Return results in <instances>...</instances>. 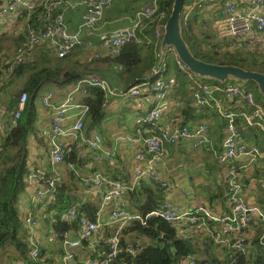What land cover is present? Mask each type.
I'll list each match as a JSON object with an SVG mask.
<instances>
[{
	"label": "built area",
	"instance_id": "obj_1",
	"mask_svg": "<svg viewBox=\"0 0 264 264\" xmlns=\"http://www.w3.org/2000/svg\"><path fill=\"white\" fill-rule=\"evenodd\" d=\"M114 1L85 0L79 31L71 33L64 16L65 11L75 8V4L70 0H0V15L13 13L18 16L23 12L31 13L40 6H43L44 10L41 20L43 29L29 30L26 38L19 43L13 53L0 56V90L17 67L31 60L34 49L38 47L50 48L59 59L66 58L74 49L81 47L86 52H91L92 58L100 59L105 56H118L123 46L136 42L153 47L155 54V65L144 79L120 93L130 99L148 98L151 104L142 121L140 137L123 138L130 148H134L137 142L143 144V149L135 151L136 167L133 176L110 179L96 174L90 179H85L84 184H91L96 189H104L99 212L94 219H90L78 206L64 210L59 215L60 221L69 223L74 228L63 236L51 233L48 244L62 251L61 264H72L79 249H83L87 254L95 253L94 257L88 258L87 264H129L118 260L123 229L133 221H140L145 225L148 219L156 218L169 223L178 237H208L215 246L229 251L232 258L230 264H236L240 258L248 260L252 239L258 237L260 245L264 247V210L256 202L246 201L242 184L243 168L239 166V162L245 159L247 165H255L260 161L264 163V152L257 144H253L254 142L246 141L238 129V124L243 128L255 129L264 134V106L256 101L253 92L244 85L234 82H227L224 86L208 84L190 71L180 60L174 47H163L166 24L162 21L165 19V14L160 12L158 0H151L137 9L126 30L99 33L97 42L82 39L80 34L84 28L94 32L100 27L105 12L112 9ZM221 1L223 0L190 1L185 6L184 24H187V19L192 13L217 6ZM222 13L224 18L214 27L217 41L256 39L264 42V0L231 2L227 0ZM152 25L155 27L153 36L148 33ZM169 59H173V63L187 78L193 103L200 108L212 109L225 120L222 150L219 153L215 152V155L222 173L224 171L221 201L227 207L226 213H217L206 205L181 211L168 198L146 217L129 212L127 196L143 179L158 185L164 195H168L171 183L162 177L156 168V163L161 161L167 146L187 141L196 149H212L210 125L199 124L193 127L182 124L177 111L183 109L184 102L177 100L174 105L170 104L168 96L176 84L166 81ZM85 84L97 87L104 93H113L109 90L105 78L93 76L89 80L80 81L59 103L54 102L53 92H46L41 96V103L49 109L51 115V128L43 137L49 142L50 166L31 169L25 178L26 187L35 188L31 199L35 207L42 204L47 197L51 198L52 204L55 203L56 189L62 182L58 166L64 162L71 149L87 148L98 160L107 158L113 161L114 159L115 153L112 149H106L102 155H98L97 151L101 150L103 142L101 134L95 133L90 137L85 132L90 107L80 104L76 99V95ZM221 97L225 104L221 102ZM29 98L27 93L21 95L17 109L12 113L14 120L21 117ZM236 104H245L248 112L235 111ZM105 105L106 102L103 103V106ZM169 113H172L173 118L169 122H164L165 115ZM3 114L0 110V125L3 122ZM143 131L146 133L143 134ZM59 138H65L69 143L65 146L60 145ZM2 140L3 136L0 135V151ZM252 176L250 179L253 183ZM107 207L110 208V216L108 221H104L101 212ZM44 218L50 223L58 222L53 213L44 214ZM23 222L30 229L32 246L30 255L36 261L40 250L34 239L33 230L40 226L38 217L28 212L23 215ZM109 226H114V231L106 240L105 248L100 251L98 246L101 235ZM126 250L135 255L133 244H129ZM185 263L197 264V261L190 258L185 260Z\"/></svg>",
	"mask_w": 264,
	"mask_h": 264
},
{
	"label": "trees",
	"instance_id": "obj_2",
	"mask_svg": "<svg viewBox=\"0 0 264 264\" xmlns=\"http://www.w3.org/2000/svg\"><path fill=\"white\" fill-rule=\"evenodd\" d=\"M150 1L141 0L144 5ZM188 1L186 0V2ZM174 2L175 0H158L160 12L165 14V19L162 23L166 24V20L171 15ZM43 12V6L38 7L31 13L25 12L26 15L28 14L29 27L20 32L19 36L11 33L3 37L0 41V48L6 41L11 42L12 46L17 47L26 38L29 30L39 31L43 29L41 22ZM199 14V11H196L193 16L187 19L186 25L182 20L183 15L181 17L182 36L193 55L208 64L233 65L244 70L264 74V51H258L253 46V42L258 40L237 41L228 39L225 42L217 41L213 27L211 28L205 21H202ZM151 32H155L154 25L148 31V33ZM191 39L195 41V44L200 45L203 51L200 52L192 45ZM250 47L256 50H252ZM79 51L86 52L81 47H77L66 58L59 59L50 48L38 47L34 49L31 60L17 67L0 90V93H4V91H8L10 88L13 92L10 102L7 105L0 106V110L4 113L3 121H6V125L11 124V129L3 137L0 151V264H16L17 262L23 264H59L57 257L62 251L57 247L52 249L51 254L47 248H41L38 259L36 261L32 259L30 255L32 248L30 231L28 228L23 227L26 225H24L20 217L19 205L21 194L26 186L25 178L29 171L27 157L30 134H35L38 144H44L45 148L48 146V143L42 137L38 138L36 133L37 117L34 100L45 84H55L59 88L76 87L83 80L84 75L70 71L76 64H79L73 62L74 56L79 54ZM153 52V47L145 46L144 43H129L122 47V52L118 56H105L100 59L93 58L94 64L97 66L95 71L101 73L99 70L100 66L108 69L122 67L129 72L136 71V78L143 74L142 71L151 69L155 65V54ZM169 69L174 73L177 84L172 88V91L177 86H179V90L186 89L187 83L184 80H187V78L181 73L179 68L173 63L169 65ZM169 69L168 72L170 71ZM199 78L208 84L222 86L229 81L221 83L211 78ZM243 83L255 94V98L259 103L258 96L255 93L257 85L252 81ZM84 91L88 96L84 100H81V102L90 107L89 118L93 126L102 120L104 116L103 103L105 101V94L101 89L87 84L82 86L81 92ZM24 93H27L31 97V100H28L21 117L18 120H14L12 116H10L11 118L8 116V113L11 110L14 112L17 109L19 99ZM190 99L193 103L192 98ZM208 109L199 108L198 110L201 116H204ZM182 124L190 125L183 122ZM239 130L247 142L253 143L250 141H255L253 144L264 145V134L259 133L255 129L241 128ZM221 137L219 136L218 138ZM222 138L224 140V130ZM24 145H26L25 148ZM207 150L215 154L213 145L212 149ZM218 150L217 153L221 152L222 148ZM67 157L68 159L72 158V161H77V154L74 151H71L65 159ZM220 170L222 172L221 168ZM258 171L256 170V176H252L254 179L253 183L250 179L247 185L242 184L244 192L247 188L250 189L249 185H252V188L258 191L260 190L259 186L261 187V194L257 195V204L264 210V177L263 175H258ZM63 183L57 187L54 197L55 203L49 208L48 213H46H53L58 222L50 223L45 218L46 223L52 228L50 232L59 234L60 236H63L74 228L73 225L62 222L59 219L60 213L71 204L72 199L70 194L66 192L65 185L67 184L64 183V185ZM221 194L218 195L219 199H221ZM127 200L130 202L131 209L129 208V212L134 210L138 215L146 217L150 212L161 206L164 202V194L158 185H155L153 188L142 182L133 192L128 194ZM80 209L87 212L90 219L95 218L98 210L91 204H83ZM164 235L168 236L170 241L163 238ZM139 240H141V243H139ZM259 240L258 237L253 239L249 259L240 258L236 264H264V247L260 245ZM7 244L13 247V255H8V251L4 250ZM129 244H133L135 255L127 252L126 247ZM201 244L204 250L201 249ZM100 247L105 248V243L102 242ZM214 247L215 244L208 237H178L175 229L169 223L161 219L151 218L146 221L145 225L140 221H133L123 229L121 253L118 260L129 264H180L182 261L196 258L200 255L202 259L197 264H230L232 258L229 251L225 250L224 256L219 257L215 255ZM94 255L95 253L90 252L82 259L76 254L75 261L72 264H87V260L84 259H88V256L94 257Z\"/></svg>",
	"mask_w": 264,
	"mask_h": 264
},
{
	"label": "crops",
	"instance_id": "obj_3",
	"mask_svg": "<svg viewBox=\"0 0 264 264\" xmlns=\"http://www.w3.org/2000/svg\"><path fill=\"white\" fill-rule=\"evenodd\" d=\"M70 1L75 4V8L72 10L65 11L64 16L69 31L71 33H76L79 31V27L82 22L81 16L85 9L83 4L85 0ZM190 1L192 0H189L187 3L185 2L182 9L181 17L182 15L184 16L186 14L185 6ZM226 1L227 0H223L217 6L207 8L204 11H199V15L201 16L202 21H205V23H207L211 28L213 27L214 29V27H216V23L221 22V20L224 18L222 10ZM231 1L233 0H228V2ZM143 5L144 4H142L141 0H115L112 9L105 12L100 27L94 32H92L90 29L84 28L80 34L81 38L84 40L97 42L99 33H116L121 30H126L130 26L131 19L134 17L136 10ZM194 13H192L190 17L193 16ZM27 15L25 12L18 16H15L13 13L0 15V41L3 37L8 34L15 33L16 36H19L20 32H23L24 29H27L29 27V19ZM149 34L152 36L154 35L153 32ZM191 40L192 45H194L200 52L203 51V48L200 45L195 44V41L193 39ZM253 46L258 51H264V42L255 41L253 42ZM15 48L16 46H12L10 49H5L7 51L9 50L8 52H5L2 51L4 49H2L1 47L0 56L7 53H13ZM250 48L252 50H256L253 47ZM73 62L79 64H76V66L71 68L70 71H74L84 75L85 77L83 78V80H89L93 76H101L105 78L107 82H110L111 80L106 77L116 76V78H118L117 82L120 83L122 86L124 85L121 88L114 87L113 84L110 82L112 89H110L109 87V90L113 91V93H104V102H106V105L103 106L104 116L102 120L92 126L89 116L86 119L85 132L88 134V136L91 137L95 133H99L102 136L103 142L101 150L97 151L98 155H102L103 151L106 149H112L115 153L113 161H110L107 158H102L101 160H98L95 158L93 152L87 148H83L81 150L71 149V151H74L77 154V161H72V158L68 159L67 157L64 162L58 166V171L62 175V181L68 185L67 186L62 182L66 186V192L70 194V197H72L71 204L68 205L65 210L72 206H78L79 208H81L83 204H91L98 209V213L104 198V189H96L91 184L86 185L84 184V180L90 179L96 174H101L110 179H119L125 176H133L136 167L135 151L143 149V144L142 142H137L134 148H130L128 144L123 140V138L129 136L138 139L140 137L139 130H142V121L146 117L151 104L148 98H140L137 99L138 103L132 105L131 100H129L130 98L123 96L120 93L130 88L131 86L137 84L138 81L144 79V77L149 73L150 69L142 71L143 74L141 76H137L136 78H134L133 81L125 83L124 80H122L123 77L121 71V69L125 68L113 67L111 69H108L104 68L103 66H100L99 70L101 73H97L95 71V68H97V66H95L94 64L91 52L79 51V54L74 56ZM80 69L82 70L80 71ZM125 70L127 71V69ZM118 73H121L120 76H117ZM166 81L173 82L176 84L175 75L172 70L168 72ZM184 82L187 83L186 89L179 90L180 88L179 86H177L172 92H170L168 96L170 104L174 105L175 101L177 100L186 102L184 104V108L179 110L180 112L177 111V114L178 116L180 115V118L182 119L183 123L190 124L193 127L199 124L210 125V136L212 140V145L214 151L217 153V151H219L218 149H221L223 146L222 137L223 130L225 128V120L221 119L217 115V113L212 109L200 108L197 107L194 103H192L190 99V85L187 80H184ZM50 89H55L54 102L59 103L66 97L68 92L74 89V87L69 86L66 88H59L56 87L55 84H51ZM50 89L39 95L37 94L34 100L37 117L36 130L41 133L42 138L44 137V133L49 131L51 128V115L49 109L44 107L41 103V96L46 92H53ZM87 96L88 95L85 91H80L76 95V99L80 104H83L81 100H84ZM30 100L31 97L29 98V101ZM221 100V102L225 104V101L222 97ZM9 102L10 99H8L4 93H0V106L7 105ZM199 108L208 109V111H206L204 116H201L200 111L198 110ZM234 109L235 111L240 113L248 112L247 106L245 104H236L234 106ZM172 118V113H169L165 115L163 121L169 122ZM176 118L177 116L175 117V119ZM241 128L243 127L238 124V129ZM10 129L11 124L6 125V121H3L0 125V135L5 137L7 131ZM145 133L146 132L143 131V134ZM219 136L222 137L218 138ZM43 139L48 143V146H46L47 148L44 147V144L38 145L36 138H34L33 141H30L28 139V145L31 147L33 146L34 148L33 159L31 164L29 165V170L34 168H48L50 166L49 142L48 139ZM34 141L36 143H34ZM58 143L62 146H65L67 145V143H69V141L65 138H59ZM187 146L191 150L197 151V153L194 155L189 154L187 151ZM259 146L264 152V145ZM165 149L166 151H164L161 161L156 163V168L160 175L168 179L171 183V189L168 195H164V200L168 198L170 202L178 206L181 211L192 210L198 207L199 205H206L217 213H226V205L221 201V199L218 198V195L221 194L224 187V171L223 173L221 172V174L219 173L220 167L217 163V158L214 152L210 153V151H208L206 148L193 149V147H191V143L187 141H183L176 145H169ZM239 166L243 168L242 183L244 185L248 184L249 179L252 175L256 176V170H259L258 175H263L264 177V163L261 161L256 163L255 165H247L246 160L243 159L241 162H239ZM142 182L153 188L155 186V184L148 179H143L141 181V184ZM249 187L250 189L247 188L244 192L246 201L258 203L257 195L261 194L260 190H254L252 188V185H249ZM34 191L35 188L29 189L25 186L23 192L27 193V195H23L25 196L26 203L24 207V214L32 212L35 215L36 213L41 212L43 210H49V208L54 205L51 203V198L47 197L42 202V204L35 207L31 202ZM21 202L22 197L20 199V204ZM131 213L137 214L136 212H134V210H132ZM101 215L104 221H108L110 216V208L107 207L103 209ZM45 228L51 231V226L47 223L46 226L43 228V233H46V235H50L51 232H46L47 229L45 230ZM40 231V228H35L33 230L34 239L36 241L40 240L41 244H44V242L41 240L42 237ZM113 231L114 226H109L106 228V231L101 235V241L98 246V249L100 251L104 249L100 247L101 243L104 242L106 246V240L111 236ZM46 248L49 250L50 253L54 247L49 244H46ZM201 249L204 250L202 244ZM82 251L83 249H79L76 254L81 253ZM224 253L225 251H222L221 253H216L215 255L223 257ZM61 255L62 254L58 255L57 257V262L59 264H61ZM199 256L200 255H198L197 257ZM194 259L197 262H200L202 257L200 256V258ZM180 264L186 263L185 261H182Z\"/></svg>",
	"mask_w": 264,
	"mask_h": 264
},
{
	"label": "water",
	"instance_id": "obj_4",
	"mask_svg": "<svg viewBox=\"0 0 264 264\" xmlns=\"http://www.w3.org/2000/svg\"><path fill=\"white\" fill-rule=\"evenodd\" d=\"M186 0H175L170 17L165 26L162 46H172L175 48L180 60L188 66L191 72L201 78L215 79L221 83L229 79H236L238 81L254 82L262 91L264 95V74L260 72L244 70L233 65H215L208 64L199 60L193 55L188 48L187 43L183 39L181 31V14ZM110 89L112 86L108 82ZM26 145H24V148ZM163 238L170 241L168 236Z\"/></svg>",
	"mask_w": 264,
	"mask_h": 264
},
{
	"label": "rangeland",
	"instance_id": "obj_5",
	"mask_svg": "<svg viewBox=\"0 0 264 264\" xmlns=\"http://www.w3.org/2000/svg\"><path fill=\"white\" fill-rule=\"evenodd\" d=\"M2 49H4V50H2V51H5V52H8L7 50H5V49H10L11 47H12V44H11V42H8V41H6L5 43H3L2 44ZM1 51V52H2ZM169 62H170V64H173V59H169ZM82 69H80V71H81ZM121 71H122V77H123V79L122 80H124V82L126 83V82H130V81H133L134 80V78H135V72L136 71H133V72H128V71H126L125 69H121ZM120 74L121 73H118L117 74V76H120ZM106 78H109L111 81V83L113 84V86L114 87H119V88H121V87H123L120 83H118L117 81V79L118 78H116V76H107ZM228 82H234V83H236V84H241V85H244L245 86V84L242 82V81H238V80H236V79H229V81ZM50 86H51V84H45V85H43L42 86V88L40 89V91H39V93H38V95L39 94H41V93H43V92H45V91H47L48 89H50ZM18 88H20V87H18ZM123 89V88H122ZM51 91H53L54 92V94H55V89H50ZM19 91V90H18ZM13 92L11 91V89L9 88L8 89V91H4V94H5V96L8 98V99H10L11 100V97H12V94ZM255 93L257 94V96H258V99H259V102H260V104H262V105H264V95L262 94V91H261V89L257 86L256 87V89H255ZM254 94V93H253ZM255 96V95H254ZM129 100H131V103H132V105H134V104H136V103H138V100L137 99H129ZM12 112H13V110H11V111H9V113H8V116L10 117V116H12ZM8 117V118H9ZM11 118V117H10ZM85 126H86V123H85ZM37 133V136H38V138H41V133L39 132V131H37L36 132ZM34 138H35V134L34 133H31L30 134V136H29V140L30 141H33L34 140ZM34 143H36L35 141H34ZM39 145V144H38ZM186 145V144H185ZM259 146V145H258ZM188 147V146H187ZM192 147V146H191ZM167 148V147H166ZM194 149V148H193ZM30 150H33V151H30ZM165 151H166V149H165ZM187 151H188V153L189 154H192V155H194V154H196L197 153V151H195V150H191L189 147L187 148ZM33 152H34V148H33V146L31 147V146H29L28 145V157H27V163H28V165H30L31 164V162H32V159H33ZM167 152H168V150H167ZM219 173L221 174V170H219ZM259 188H260V190H261V187L259 186ZM264 192V191H263ZM27 195V193H25V192H23L22 194H21V197H22V202H21V204L19 205V209H20V217H21V219L23 220V214H24V207H25V196H23V195ZM27 201V200H26ZM131 209V208H130ZM46 213H48V210H43V211H41V212H38V213H36V216L38 217V221H39V227L38 228H40L41 229V231H40V234H41V237H42V241L44 242V244L42 243L41 244V241L40 240H38V241H36V243H37V245H38V247H39V250L41 249V248H46V244H48V237L50 236V235H46V233L44 234L43 233V231H44V227L46 226V220H45V218H44V214H46ZM25 225V224H24ZM128 226V225H127ZM127 226H125V227H127ZM24 228L26 227V226H23ZM27 228V227H26ZM47 228H45V230H46ZM46 232H50L49 231V229H47V231ZM101 239V238H100ZM140 242L139 243H141V240H139ZM4 250H6V251H8V255L10 254V255H13V247L10 245V244H7V247L4 249ZM224 252V250L223 249H221V248H219V247H217V246H215L214 247V253L216 254V253H221V252ZM80 258H84L85 256H86V251H82L81 253H78L77 254ZM196 258H200V256L199 257H196Z\"/></svg>",
	"mask_w": 264,
	"mask_h": 264
}]
</instances>
